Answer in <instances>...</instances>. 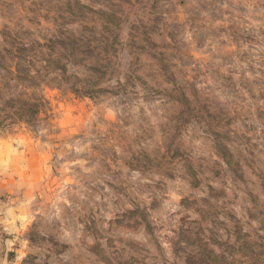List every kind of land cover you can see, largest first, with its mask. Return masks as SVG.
I'll return each instance as SVG.
<instances>
[{
	"label": "rangeland",
	"instance_id": "1",
	"mask_svg": "<svg viewBox=\"0 0 264 264\" xmlns=\"http://www.w3.org/2000/svg\"><path fill=\"white\" fill-rule=\"evenodd\" d=\"M2 154L0 264H264V0H0Z\"/></svg>",
	"mask_w": 264,
	"mask_h": 264
},
{
	"label": "crops",
	"instance_id": "2",
	"mask_svg": "<svg viewBox=\"0 0 264 264\" xmlns=\"http://www.w3.org/2000/svg\"><path fill=\"white\" fill-rule=\"evenodd\" d=\"M8 145L10 146V144ZM9 146L7 148L10 149ZM15 156L16 154L0 155V230L5 221L9 223L13 220L17 221L16 218L23 212L19 189L28 178L35 179V173L31 172V169H28V165L25 164L28 158L23 157V163L16 164Z\"/></svg>",
	"mask_w": 264,
	"mask_h": 264
}]
</instances>
